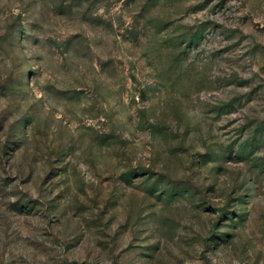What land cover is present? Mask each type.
I'll return each mask as SVG.
<instances>
[{
  "label": "rangeland",
  "instance_id": "374dc122",
  "mask_svg": "<svg viewBox=\"0 0 264 264\" xmlns=\"http://www.w3.org/2000/svg\"><path fill=\"white\" fill-rule=\"evenodd\" d=\"M0 264H264V0H0Z\"/></svg>",
  "mask_w": 264,
  "mask_h": 264
}]
</instances>
